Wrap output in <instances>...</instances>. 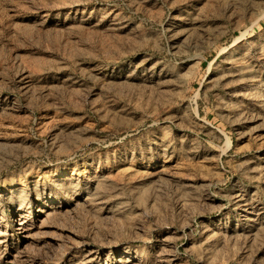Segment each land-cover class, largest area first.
Returning <instances> with one entry per match:
<instances>
[{
	"label": "rangeland",
	"instance_id": "1",
	"mask_svg": "<svg viewBox=\"0 0 264 264\" xmlns=\"http://www.w3.org/2000/svg\"><path fill=\"white\" fill-rule=\"evenodd\" d=\"M0 264H264V0H0Z\"/></svg>",
	"mask_w": 264,
	"mask_h": 264
}]
</instances>
